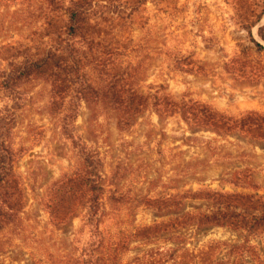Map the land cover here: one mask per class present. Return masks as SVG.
Masks as SVG:
<instances>
[{
    "label": "rangeland",
    "instance_id": "1",
    "mask_svg": "<svg viewBox=\"0 0 264 264\" xmlns=\"http://www.w3.org/2000/svg\"><path fill=\"white\" fill-rule=\"evenodd\" d=\"M262 10L0 0V264H264Z\"/></svg>",
    "mask_w": 264,
    "mask_h": 264
},
{
    "label": "trees",
    "instance_id": "2",
    "mask_svg": "<svg viewBox=\"0 0 264 264\" xmlns=\"http://www.w3.org/2000/svg\"><path fill=\"white\" fill-rule=\"evenodd\" d=\"M91 9V5L88 6V8L86 9L85 11V15H88L89 14V10ZM76 15L77 13H72L71 15V20L72 22L74 23L75 20H76ZM264 16V0H263V10H262V13H261V16H260V19ZM259 19V21H260ZM258 21V22H259ZM257 22V23H258ZM71 31H74V25L71 27ZM251 34V32H250ZM257 34L260 38V40L263 42L264 44V25L259 27L258 30H257ZM251 36V35H250ZM251 41L255 44V46L259 49H264V47L257 43L252 37H251ZM51 61V60H50ZM48 62L47 59L45 60H41V61H38L37 63H34V66L39 69V71L41 69H43L46 65V63ZM0 150L4 151L6 153V156L9 155V152L7 149H5L3 143L0 142ZM1 158H0V189H4V187L8 186L9 185V188H8V191L11 189L12 190V187L10 185V180H9V177L11 176L10 175V172H9V160H7L8 157H5V155H2L0 154ZM86 184L89 185L91 191H94V188H95V185L93 183V180L91 179H86ZM5 191H3L0 195V199L2 202H0V216L2 218H7L8 216H10L9 212L10 210L12 209V206L10 205V202H11V199H12V195L9 194ZM94 201V203H97L96 202V198L95 199H92ZM16 206V205H15ZM3 224L0 223V226H2ZM1 228V227H0Z\"/></svg>",
    "mask_w": 264,
    "mask_h": 264
}]
</instances>
